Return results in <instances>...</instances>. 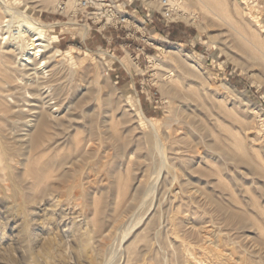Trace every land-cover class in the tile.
I'll return each instance as SVG.
<instances>
[{
	"label": "rangeland",
	"instance_id": "obj_1",
	"mask_svg": "<svg viewBox=\"0 0 264 264\" xmlns=\"http://www.w3.org/2000/svg\"><path fill=\"white\" fill-rule=\"evenodd\" d=\"M114 1L122 28L61 0H3L2 67L25 71L9 51L23 15L51 25L46 71L90 92L96 135L84 153L87 126L31 149V104L3 86L0 264H264V62L244 44L264 52V0H173L168 26L160 7ZM50 103L55 118L69 109Z\"/></svg>",
	"mask_w": 264,
	"mask_h": 264
},
{
	"label": "bare ground",
	"instance_id": "obj_2",
	"mask_svg": "<svg viewBox=\"0 0 264 264\" xmlns=\"http://www.w3.org/2000/svg\"><path fill=\"white\" fill-rule=\"evenodd\" d=\"M144 1L148 2L149 5H154L156 7H160L162 9H164V11H165L164 14L168 17V19H173L174 16L177 15V11H174L172 8L173 4H175L173 2V0H166L167 3L165 5H162V0H160L161 2L159 4L157 3L158 5L153 3L152 0H144ZM0 5L2 6V7H0V9L1 8L8 9V7H6L4 5L3 0H0ZM69 5H70V7L74 6L73 3H68L67 6H69ZM57 7H58L57 9H60V4L59 5L57 4ZM179 8L181 9V12H182L181 16L186 21L194 23L195 21L198 20V15L196 13L188 11L183 6H180ZM8 10H10V9H8ZM16 13L19 14L17 11H16ZM25 16L23 15V18H21L23 20L21 21V24L19 26V30L16 32V34L12 35V37L14 39L18 40V44H16V46L14 48L10 47V49H9V51H11V52H13V51H15V52L19 51L20 52L19 53L20 54V63H18V64L25 71H24L23 75H20V76H12L11 75L10 76L9 75L10 71H7L6 67L4 65L2 67V65L0 64V92L2 91V88L5 85L8 86L9 91H13L15 89H18L21 91L23 90L22 96L16 97L17 100L18 101L24 100V101L28 102L29 104H31V106H29L30 108H28L29 114L25 117V119H28L26 126L29 129L27 130L26 135L28 136V142L30 144L31 149H34V150L38 149L40 144L41 143L43 144V142H45L48 146H52V145L54 146V144H56V146H57L58 143L63 142L65 140H67L68 137H70L69 134H70V132H72L71 131L72 129H77L80 126H81V128L82 127L84 128V126L85 127L87 126L88 130L86 132L85 137L88 139H85V137L82 138V140H81L82 145L77 150L78 153H82L83 152L82 150L85 146L86 141L92 140V138H94L96 135L95 126H94V115L88 114V111L85 109V106H84L86 101L88 99H91L90 98L91 94L88 91L87 92L88 94L85 97H82V95L79 96L80 93L76 94V92H75V94L73 93L72 96L67 95L66 94L67 92H65L66 86H62L63 83L61 82V78L58 76H53L52 74L50 75L48 73V71H46V65H47L48 61L50 60V57L48 56V50H49L50 44H51L50 39L46 38V28H50L51 25L46 26L42 23L36 22L35 20L31 19L30 17H25ZM18 18H17V22H18L17 24H19V21H20V20L18 21ZM224 19L226 21H228L227 15L224 16ZM5 21H7V20H5ZM8 21H11V20H8ZM231 27L234 28V25L231 24ZM231 27H230V30H231ZM234 29H236V28H234ZM88 32H89V29L87 27L81 26L80 34L82 37H85L88 34ZM237 32L234 31V33H237ZM6 35L8 36L7 33H5V36ZM7 36H6V38H3L4 37L3 36L2 40L5 41L6 39H9V37H7ZM239 36L241 37L240 34H239ZM237 40L239 41L240 44H243V41L241 39H239L238 37H237ZM244 44L246 47H249V49L251 51H253L255 54H257V55L259 54L258 57L260 58V60L262 62H264V54H263L264 52L261 54L259 52V50L257 48H255L254 45H252V43L247 44L244 42ZM53 52L54 53L52 54V56H54L58 51H53ZM75 59H77V58H75ZM150 59H152V58L150 57ZM163 86L165 87L166 84H163ZM63 95H65V97L61 98ZM67 97H69V98H67ZM17 100H15V101L17 102ZM50 101H53L54 104L58 106V109L63 108L62 110H64V107H67L69 105V109L68 110H67V108L65 109V110H67L66 111L67 113L62 114V116L59 118H57V117L55 118L53 116L54 113L50 111V107H51ZM4 109H6V108H4ZM180 113L181 112H179V114L178 113L177 114L180 115ZM181 117H182V115H181ZM232 142H234L233 143L234 147H236L235 149L239 152V154H241L245 157H248L249 154H248L247 148L243 145V143L239 142L238 140H234ZM89 156H90V154L88 153V154H85L83 156V158L87 159V158H89ZM78 157H79V155H78ZM231 161L235 162V159L233 160L231 158ZM241 161H238V162L242 163V164L244 163L245 165H248V166L255 165V164H253V162L249 158H248L247 162H241ZM33 168L34 167H32V169ZM28 169H30L29 166H28ZM33 173H35V172H33ZM36 180H37V178H36ZM257 227L259 228V232L262 236V239L264 240V231L259 226H257Z\"/></svg>",
	"mask_w": 264,
	"mask_h": 264
},
{
	"label": "built area",
	"instance_id": "obj_3",
	"mask_svg": "<svg viewBox=\"0 0 264 264\" xmlns=\"http://www.w3.org/2000/svg\"><path fill=\"white\" fill-rule=\"evenodd\" d=\"M68 3H73L77 12L75 15H82L84 12L93 14L104 20V25L107 27H123L129 24L127 5L124 3H116L114 0H61L60 9L64 10ZM166 0H162V5H165ZM162 19L165 25L168 26L169 19L165 14H162Z\"/></svg>",
	"mask_w": 264,
	"mask_h": 264
}]
</instances>
